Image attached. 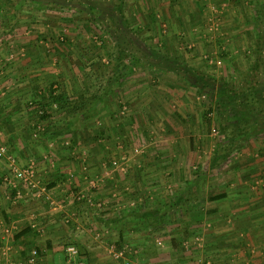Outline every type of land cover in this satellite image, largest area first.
Returning a JSON list of instances; mask_svg holds the SVG:
<instances>
[{"label":"rangeland","instance_id":"rangeland-1","mask_svg":"<svg viewBox=\"0 0 264 264\" xmlns=\"http://www.w3.org/2000/svg\"><path fill=\"white\" fill-rule=\"evenodd\" d=\"M145 1L0 0V97L17 86L16 66L23 61L31 70L26 49L31 44L39 48L34 57L50 71V82L17 107L46 108L53 89L67 94L63 104L76 115L71 111L83 104L78 97L83 91L89 110L77 112L83 119L82 146L70 150L98 157L96 174L117 171L110 188L120 187L115 195L121 189L131 195L124 199L131 200L126 206L144 205L123 210L133 215L120 223L124 231L129 227L137 234L148 220H248L254 214L246 213L249 202L240 196L253 198L264 188L258 161L264 152V2L209 0L207 10L200 0L183 1L178 10L183 29L175 33L166 19L167 5L162 16L160 1L153 0L157 16L151 22ZM170 1L172 8L178 2ZM192 8L196 14L190 20L186 14ZM147 25L157 32L145 33ZM95 92L102 96L98 101ZM4 100L0 109L16 110ZM41 121L29 125V137L56 134L53 120L50 127ZM13 136V129L0 128V148L15 152L14 140L8 142ZM82 169L92 172L88 165ZM173 169L189 176L164 172ZM87 186L94 190L97 184L92 180ZM192 188L195 201L184 203ZM229 195L235 201H227ZM125 241L124 249L130 250L133 243ZM113 245L107 250L121 256Z\"/></svg>","mask_w":264,"mask_h":264},{"label":"crops","instance_id":"crops-1","mask_svg":"<svg viewBox=\"0 0 264 264\" xmlns=\"http://www.w3.org/2000/svg\"><path fill=\"white\" fill-rule=\"evenodd\" d=\"M159 1L158 12L164 16L163 3L166 4L168 6L166 8L171 11L166 17L170 20V27L175 33L181 32L184 17L178 10L182 2L188 0H178L173 8L170 0ZM260 1L264 2V0ZM199 2L206 7L210 1L200 0ZM133 3H136V0H133ZM145 3L151 11L146 17L153 22L157 16L152 15V13L156 14L153 8L154 2L146 0ZM198 8L200 11L197 13L202 12L201 7L198 6L197 10ZM191 10L186 14L190 20L196 14L194 8ZM135 13V10L130 11V16H133L131 23L135 22L133 20ZM148 31H150L149 34L157 32L156 28L147 25L144 27V32ZM26 49L32 55L27 59H31L29 67L31 70H26L28 66L23 65V61L21 65L16 66L12 75L16 76L14 83L17 86L7 89V94H2L0 97L4 100L5 96L2 103L7 105L10 102L16 106L13 107L16 110L12 111L0 109V128L13 129L14 136L9 137L8 142L14 140L17 146L15 152L6 150L4 157L0 158V263L6 264L24 257L30 249L36 248L41 264H63L64 248L72 244L78 247L81 255H84V258L81 256L84 264H201V262L198 263L201 257L208 264L212 262L213 264H264V188L260 189V194L254 192L253 198L249 195L240 196L242 202H249L247 208L251 210L246 213L254 214L249 216L252 219L248 217V220H148L144 225L147 228L137 234L129 231V227L124 231V228L119 225L132 214L126 215L123 210L125 208L127 211L133 208L143 209L144 205L141 203V207L126 206L131 200L124 199L131 195L128 196L127 193L125 195L122 192L123 189L115 195L113 191L120 187L110 188L117 171L96 174L94 166L100 160L98 157L87 156L85 152L77 155L70 150V146L74 149L82 146L78 129L83 119L77 112L89 110V107H86V96L82 97L83 91L80 90L79 96L77 95L83 104L79 105L78 109L74 107L75 109L71 111L76 115L70 114L68 107L61 108L54 104L51 107H48V104L46 108L39 111V104H35V110L26 109L24 105L17 107L20 102L31 100L29 97L38 92L37 88L44 87L46 82H50V71L45 69L44 64L38 62L36 56L34 57L39 48L31 44ZM64 77L67 76H58L57 80ZM93 98L98 101L102 96H99V92H95ZM41 111L46 112L44 116L49 114L45 117L46 119L39 118ZM13 114H16L15 118L12 117ZM10 116L14 118L11 123L8 119L11 118ZM19 116L20 118H17ZM50 119L53 120L51 125L54 126L56 134L51 137L45 135L44 139L43 135L39 136V139L29 137V125L33 127L34 124H38V120H42V123L49 126ZM260 147L263 149L262 146ZM29 160L34 162L32 181L36 184V189H31L21 182H17L15 187L10 189L4 182V179L11 175L9 167L13 164L16 168H22ZM258 161L261 162L259 168L264 174L263 151ZM87 165L90 166L88 170L93 173L83 172L82 167ZM176 170L173 169L172 173L167 170L164 172L177 177L189 176L186 170L178 172ZM92 180L97 184L94 190H90L91 187L87 186V183L90 184ZM106 183L109 185L107 186ZM194 190L195 188H192L186 194L190 196L184 203L195 201ZM78 193L84 197L81 202L75 195ZM179 193L181 195L178 191ZM180 197L183 201L182 195L177 196L178 200ZM86 198L93 200L94 204L85 203ZM234 199L230 198V195L226 198L230 202ZM135 203L137 202L132 200V205ZM255 204L257 207L254 206ZM141 222L144 224L145 220ZM186 234L188 237H185ZM124 238L125 242L133 243L130 250L124 249L126 245L123 243ZM114 243H116L117 251L122 252L119 258L114 255V251L107 250V247Z\"/></svg>","mask_w":264,"mask_h":264},{"label":"built area","instance_id":"built-area-1","mask_svg":"<svg viewBox=\"0 0 264 264\" xmlns=\"http://www.w3.org/2000/svg\"><path fill=\"white\" fill-rule=\"evenodd\" d=\"M6 149L4 147L0 148V158L4 157ZM115 164V162H113ZM10 176L4 179V182L8 184L10 189L15 187L17 182L27 184L31 189H36V184L32 181L34 172L33 160L29 162L22 168H16L13 164L9 167ZM78 197V196H77ZM83 197H78L79 201H83ZM85 203L93 205V201L86 199ZM99 205V204H98ZM65 258L63 264H84L83 260L80 258V252L75 245H67L64 248ZM119 254L116 255L118 257ZM4 264V263H0ZM6 264H41L40 255L36 248L30 249L28 254L24 257L18 258L14 261H10Z\"/></svg>","mask_w":264,"mask_h":264},{"label":"trees","instance_id":"trees-1","mask_svg":"<svg viewBox=\"0 0 264 264\" xmlns=\"http://www.w3.org/2000/svg\"><path fill=\"white\" fill-rule=\"evenodd\" d=\"M164 58L165 59H167L166 58V56H164ZM257 67V65H255L254 66V69ZM212 81V83H213V80H211ZM203 86L204 87H206V88H210V89H212V84H211V82H205V81H203ZM214 90H212V92H213ZM48 101L49 102H47L49 105H48V107H51L53 104L54 105H56V106H59V107H61V108H66L67 107V104H63V102H65L64 100L66 99V95L63 93V92H59V93H57L56 92V90H53V89H49L48 90ZM80 101V100H79ZM79 101H77V102H79ZM42 108L41 107H38V110H41ZM46 112L44 111H41V114H40V116H39V118H41V119H43V118H45V116H44V114H45ZM223 197V195H219V196H216V198H222ZM216 198H214V199H216ZM77 247V246H76ZM78 248V247H77ZM79 250V249H78ZM79 252H80V250H79ZM81 253V252H80ZM81 254H80V258H81ZM82 259V258H81Z\"/></svg>","mask_w":264,"mask_h":264}]
</instances>
